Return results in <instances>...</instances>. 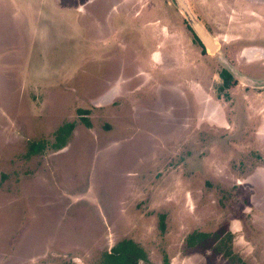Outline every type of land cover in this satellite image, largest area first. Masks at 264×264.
Instances as JSON below:
<instances>
[{"label": "rangeland", "instance_id": "rangeland-1", "mask_svg": "<svg viewBox=\"0 0 264 264\" xmlns=\"http://www.w3.org/2000/svg\"><path fill=\"white\" fill-rule=\"evenodd\" d=\"M187 2L0 0V264H264V0Z\"/></svg>", "mask_w": 264, "mask_h": 264}, {"label": "trees", "instance_id": "trees-1", "mask_svg": "<svg viewBox=\"0 0 264 264\" xmlns=\"http://www.w3.org/2000/svg\"><path fill=\"white\" fill-rule=\"evenodd\" d=\"M189 29L194 33L192 27L188 24L187 20H185ZM200 44L203 46V43L197 37L196 33H194ZM205 49V47L203 46ZM222 79L225 81V86L220 85V91H224V88H228V75L227 73H221ZM231 78V77H230ZM85 123H88L87 119H85ZM74 129L73 123L71 124H64L62 127L58 129L57 132V143L53 145L54 148L61 149L66 144V140L71 134ZM62 133L66 134L67 136L64 138ZM31 152L30 155L38 154L41 152L44 147L42 148L38 144H32L30 146ZM207 234L203 233H193L188 237L186 242H188V246L194 247L200 240L206 239ZM149 261L146 251L135 241L124 239L118 242L115 246L111 248L109 252L104 254L103 260L101 264H141V262L146 263ZM164 264H169L166 260Z\"/></svg>", "mask_w": 264, "mask_h": 264}, {"label": "water", "instance_id": "water-1", "mask_svg": "<svg viewBox=\"0 0 264 264\" xmlns=\"http://www.w3.org/2000/svg\"><path fill=\"white\" fill-rule=\"evenodd\" d=\"M172 3L181 11L185 19L192 27L194 33L199 37L206 49L214 55L218 50V44L215 42L211 33L202 25L197 16L192 11L187 0H171ZM222 61V60H221ZM224 61H222L223 63ZM239 80L250 87H263L264 80H254L245 76H240Z\"/></svg>", "mask_w": 264, "mask_h": 264}, {"label": "flooded vegetation", "instance_id": "flooded-vegetation-1", "mask_svg": "<svg viewBox=\"0 0 264 264\" xmlns=\"http://www.w3.org/2000/svg\"><path fill=\"white\" fill-rule=\"evenodd\" d=\"M198 37V36H197ZM198 40V39H197ZM204 46V45H203ZM205 47V46H204ZM206 48V47H205ZM204 52H206V50H204ZM224 61L222 63V61ZM217 62L222 66V70H221V73L225 72L227 73L228 75V79H230V77H233V79L236 80L235 76H237V72L240 73L238 70H236L234 64L232 63L231 60H228L226 57H224L223 59H221L219 56L217 57ZM241 74V73H240ZM243 75V74H242ZM219 77H221V74L219 75ZM222 78V77H221ZM221 81V80H220ZM225 84V81L222 79V84L221 85H224ZM225 86V85H224ZM221 89V86L218 87V91L221 93L222 96H224L225 100L227 101H232V96L229 92V88H224V91H220ZM231 97V99H230ZM201 103L198 104L197 106V109H202V107L200 106ZM204 105V103H203ZM205 106V105H204ZM223 111V109H222Z\"/></svg>", "mask_w": 264, "mask_h": 264}]
</instances>
